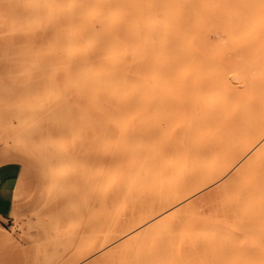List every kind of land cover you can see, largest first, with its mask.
Returning <instances> with one entry per match:
<instances>
[{
    "label": "snow or ice",
    "instance_id": "6c2138e0",
    "mask_svg": "<svg viewBox=\"0 0 264 264\" xmlns=\"http://www.w3.org/2000/svg\"><path fill=\"white\" fill-rule=\"evenodd\" d=\"M27 7L32 11L26 17L18 13L0 18V161L15 160L23 171L16 186L17 208L12 218L16 224L8 231H0V264H87L83 259L65 258L69 243L75 247L84 217L94 211V203L102 199L104 191L81 162L94 155L110 154L113 145H127L133 155L148 152L158 158L167 152L176 128L162 121L165 131L155 138H145L146 147H138L137 138L131 135V122L141 117L155 120L159 113L143 104H138L134 112L125 106V88L119 82L136 78L131 66H126L127 74L102 70L105 61L124 63L126 58L104 55L106 49L100 48L105 40L119 42L124 34L125 21L115 11L121 5L113 0H71ZM234 7L242 14L243 43L239 34L231 33L232 38L225 40L222 49H208L198 57L210 91L225 83L227 73L233 71L226 61L242 48L258 41L264 53V0H240ZM49 8L59 9L61 14L52 15ZM69 11L71 18L66 21L64 13ZM164 29L169 35L185 29L186 50L198 42L203 31L192 16L175 14L166 19ZM40 30L52 41L49 45L32 39V32ZM90 32H95L96 40L85 43ZM236 71H240L239 65ZM241 79L246 86L247 79ZM238 91L227 93L224 110L229 117L240 116ZM25 109L32 113L31 122L20 117ZM244 122L247 124V118ZM261 145L264 95L259 135L248 155ZM218 183L221 182L212 183L205 191L210 192ZM37 186L47 192L46 199L42 196L37 201L30 195ZM257 189L258 202L248 196ZM257 214L262 232L260 246L264 249V152L201 206L198 215L206 225L205 238L195 254L167 239L149 236L140 247L112 245L109 250L102 246L89 255L99 257L96 264H264V252L259 260L255 259L251 243V225ZM0 224H4L2 219ZM162 232L164 237L184 236L188 225H164ZM213 247L231 258H197ZM22 248L25 253H35V257L14 258Z\"/></svg>",
    "mask_w": 264,
    "mask_h": 264
},
{
    "label": "bare ground",
    "instance_id": "6f19581e",
    "mask_svg": "<svg viewBox=\"0 0 264 264\" xmlns=\"http://www.w3.org/2000/svg\"><path fill=\"white\" fill-rule=\"evenodd\" d=\"M134 1L137 2V0ZM113 2L121 5L115 11L122 17L124 14V0H113ZM167 3H170L169 0H164L163 5H159L158 16L160 20L163 18L160 27L148 26L147 30V33L158 34L164 46L167 44L164 29V23L166 21H164V12L167 8ZM136 4L138 5L139 3L137 2ZM51 12L50 14H52ZM64 16L66 21H70L71 12L64 13ZM138 24L141 25L140 21ZM95 40V32H90L87 40L84 42L88 43L89 41ZM217 41L215 39V42ZM46 42L51 43L49 40H46ZM100 48L106 49L104 55L115 54L124 56L121 39L119 42L105 40L100 45ZM146 48L147 50L149 49L147 45ZM173 57L176 58L175 55ZM168 67L173 66L169 65ZM196 67V65H193L191 74L196 75L199 73L198 70L200 68L196 71ZM102 70L106 72L120 71L126 74L122 63L111 60L104 62ZM163 71V66L158 65L156 62L153 72L157 75L158 79L163 74ZM176 73L178 72H173L174 77ZM146 78L148 79V77ZM185 79L187 80V78ZM137 80L139 83L136 82ZM142 80L139 77L135 81H131L130 84H128L129 80L119 82L125 88V106L128 100H136L142 93H144V97H149V90L141 86ZM188 82L189 79L187 84ZM221 88L222 86L218 90L220 91ZM207 91L213 93L217 89L210 91L208 86ZM154 98L160 99L161 95H157ZM245 118H247V124L244 122ZM260 120L261 117L208 116L200 118L197 116H182L177 118L159 117L155 120L139 118L131 122L129 126L130 132L131 135L137 138L138 147H146L147 141L145 138L151 139L163 134L165 129L161 125L162 121L171 123L176 128L177 134L170 141L167 152L158 158L150 156L148 152H144L143 156H141L139 151H137L133 155L127 145H121L119 148L113 145V150L110 154L94 155L92 157L95 184L103 186L104 189L102 199L99 201V207L101 209L99 214L101 215L102 213L103 220L101 225L95 226L96 231L99 229L100 243L94 250L102 246L111 250L112 245L120 248L140 247L146 237L153 236L162 241L167 239L169 242H174L177 247H182L186 252L195 254L197 247L202 245L205 238L206 225L198 215L201 206L209 200L212 193L218 192L224 183H227L233 177L246 170L258 159L260 153L264 152V145H261L251 156L248 155L253 140L259 135ZM110 165L111 168L109 169ZM89 171L92 172V170ZM229 173H231L230 176ZM217 181L221 183H218L217 187L211 189L210 192L207 191L208 193L205 197L199 200L191 199V195L195 191L201 188H207ZM248 196L258 202L260 192L257 189L249 193ZM180 222L187 223V235H169L164 237L162 232L164 225ZM79 235H81V232ZM261 235V222L257 214L251 225V243L255 246L254 258L257 260L261 258L262 252H264V249L260 246ZM201 252L203 253L202 247ZM197 258L224 260L230 259L231 257L222 251L215 250L213 247L206 254H202ZM97 259L99 257H93L95 264Z\"/></svg>",
    "mask_w": 264,
    "mask_h": 264
},
{
    "label": "rangeland",
    "instance_id": "374dc122",
    "mask_svg": "<svg viewBox=\"0 0 264 264\" xmlns=\"http://www.w3.org/2000/svg\"><path fill=\"white\" fill-rule=\"evenodd\" d=\"M162 1L164 2V0H137L139 3L138 5L134 0H124L123 2L124 14L122 17L125 21V31L121 37V41L124 49L123 54L126 58L122 64L125 72L126 66H131L137 73L136 78L129 79L128 84L140 77L141 80L143 79L141 81V86L149 90L148 96L150 97L146 98L143 96L144 93H142L136 98V100H128L126 107L134 112L135 107L138 104H143L146 108H154V110L159 113L160 118H177L182 116H197L200 118L208 116L229 117V114L224 110V105L227 103V93L229 91L239 90L237 92V95L240 98L239 117H261V98L262 95H264V53L261 52V45L258 41L242 48L236 55L226 61L227 66L232 68L233 71L227 73V80L222 85L220 91L218 89L213 93L207 91L208 81L206 75L199 69L198 57L201 53L208 50V48L222 49L225 40L232 38L231 33L239 34L240 42L243 43L242 14L238 8L234 7V5L239 3L240 0H169L171 4H166L167 8L164 12V21L172 14L184 17L192 16L194 22L198 21L203 28V31L199 33L198 42L195 44L196 46L190 45L188 46V50H186L183 39V30L187 28L186 25L185 29H181V32H176L177 34L174 33L169 35L165 31V39L167 41L165 46L158 34L147 33L148 26L159 28L163 22V18L160 20L158 16L159 5H163ZM65 2L70 3L71 0H0V18H3L5 15H8L11 18L18 13L21 16L26 17L32 11L31 8L27 7L31 4L39 3L54 5ZM184 4H195L200 5V7H179ZM16 5H21V7L17 9ZM148 5H156L157 7H148ZM47 11H49V13L52 11L51 13L53 15L61 14L60 10L56 8H50L47 9ZM139 21L142 26L138 24ZM45 27H48V25L46 24ZM32 39H38L44 45L50 44V42H46V40L50 41V39L45 35L43 30L32 32ZM215 39L218 41L215 42ZM146 45L149 48L148 50ZM189 51L191 52V55L189 54ZM174 55L176 58L173 57ZM156 62L158 65L163 66L164 70L159 79L153 72ZM169 65L173 67H168ZM193 65L197 66V69H195L196 71L199 69L198 72L200 74L198 73L195 75L190 73L193 71ZM238 65L240 68L239 72L236 71ZM173 72H178L175 74V77L173 76ZM188 76H190L191 79ZM241 76L247 79L246 86L244 80L241 79ZM146 77H148V79ZM184 77L187 78V80ZM188 79L189 82L187 84ZM187 91H189L188 94ZM157 95H161V98H154ZM233 107L235 108L236 106L233 105ZM20 117L25 121H32V113L27 109L20 113ZM2 126L3 113L0 111V127ZM81 164L87 171L92 170V172L89 171V173L91 172L90 174H92L94 179L92 158L82 161ZM22 174V167H18L15 160L9 159L0 161V179L4 184L0 190V219L4 221V224H0V231H8V229L13 228L16 224V221L12 218L15 215V210L17 208L16 186L18 179ZM205 189L206 188H201L195 191L191 195V199L199 200L200 198L205 197L208 193ZM30 195H34L37 201H39L42 196L45 199L47 198V192L38 186L33 188ZM94 209H96L94 210L95 212L93 211L84 217L82 221V230L78 232L75 240V247H71V242L69 243L70 250L66 253V259L71 261L83 259L87 264H95L93 262L94 256L89 254L94 252V248L100 243L99 229L97 231L95 229V226L101 225L103 220L102 213L101 215L99 214L101 212L99 201L94 203ZM4 225H7L8 228H5ZM80 232L81 235H79ZM29 256L34 258L35 253H32L31 251L25 253L22 248L20 255L14 258L27 259Z\"/></svg>",
    "mask_w": 264,
    "mask_h": 264
},
{
    "label": "crops",
    "instance_id": "0c3cea01",
    "mask_svg": "<svg viewBox=\"0 0 264 264\" xmlns=\"http://www.w3.org/2000/svg\"><path fill=\"white\" fill-rule=\"evenodd\" d=\"M3 181L0 179V190H1V187L3 186Z\"/></svg>",
    "mask_w": 264,
    "mask_h": 264
}]
</instances>
